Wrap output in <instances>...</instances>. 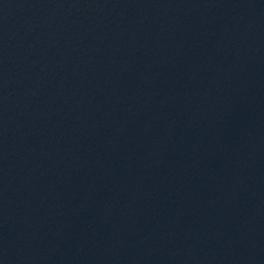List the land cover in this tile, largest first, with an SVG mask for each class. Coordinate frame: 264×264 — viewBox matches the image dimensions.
I'll use <instances>...</instances> for the list:
<instances>
[{
	"label": "water",
	"instance_id": "95a60500",
	"mask_svg": "<svg viewBox=\"0 0 264 264\" xmlns=\"http://www.w3.org/2000/svg\"><path fill=\"white\" fill-rule=\"evenodd\" d=\"M0 264H264V0H0Z\"/></svg>",
	"mask_w": 264,
	"mask_h": 264
}]
</instances>
